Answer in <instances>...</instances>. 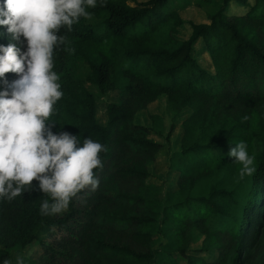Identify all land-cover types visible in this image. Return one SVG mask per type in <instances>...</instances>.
Returning a JSON list of instances; mask_svg holds the SVG:
<instances>
[{"label":"trees","instance_id":"1","mask_svg":"<svg viewBox=\"0 0 264 264\" xmlns=\"http://www.w3.org/2000/svg\"><path fill=\"white\" fill-rule=\"evenodd\" d=\"M228 1L206 12L207 21H190L186 38L170 48L152 34L169 18L180 22L167 0H97L87 9L90 20L61 29L66 45L55 50L53 70L63 96L49 126L81 144L89 137L105 146L103 167L95 170L99 186L50 215L40 212L50 198L39 181L11 201L0 198V264L10 260V247L33 240L42 252L22 256L23 264H179L178 258L180 264H264V0H236L248 6L241 14L227 11ZM198 40L207 65L193 54ZM10 43L27 48L22 36L14 40L0 26V45ZM17 78L6 73L0 91ZM160 92L173 110H189L168 165L192 154L201 168L194 174L172 168L175 186L166 192L176 197L154 210L140 188L154 182L147 163L162 147L151 134H161L159 120L155 114L149 125L131 119ZM241 141L256 168L244 178L242 165L228 155ZM199 179H207L205 194H193ZM162 226L171 227L165 245L172 247L152 262ZM46 234H53L51 241Z\"/></svg>","mask_w":264,"mask_h":264},{"label":"clouds","instance_id":"2","mask_svg":"<svg viewBox=\"0 0 264 264\" xmlns=\"http://www.w3.org/2000/svg\"><path fill=\"white\" fill-rule=\"evenodd\" d=\"M96 7L97 0H3L0 5V26L27 43L26 50L15 43L0 45V80L8 84L9 72L18 77L0 91V198L11 201L39 181L50 198L41 204L44 215L66 211L79 192L99 186L95 170L103 167L105 146L89 137L81 144L78 136L54 134L49 126L63 96L61 77L53 70L55 50L66 45L59 33L71 31L81 17L90 20L87 9ZM228 155L242 165L241 178L256 171L245 142ZM16 264H23L22 256H16Z\"/></svg>","mask_w":264,"mask_h":264},{"label":"rangeland","instance_id":"3","mask_svg":"<svg viewBox=\"0 0 264 264\" xmlns=\"http://www.w3.org/2000/svg\"><path fill=\"white\" fill-rule=\"evenodd\" d=\"M222 0H167V10H174L176 17L179 18L180 22H174L171 18L161 22L152 31L155 39L160 41L165 47H174L182 39L186 38L189 33V22H205L206 12H212L216 10ZM253 0H247L248 4H251ZM227 11L230 13L241 14L248 9L247 5L239 4L236 0H229L227 4ZM202 47L201 41L198 40L195 44L194 55L198 58V61L203 64H208V58L199 51ZM98 97H102L100 94ZM188 108H183L178 111L173 110L169 107L166 99V94L160 92L153 100L147 102L141 109L136 110L131 121L135 124L149 125L151 115H157L159 120L155 125L158 126V133H151L153 138L160 141L162 147L156 152L155 157L147 163V169L151 173L152 186L140 188V192L145 197L151 199V206L154 210L158 209L161 203L164 201L175 199L171 193H167L166 190L174 188L175 186V173L171 170L172 168L182 169L187 173H197L200 171V159L192 154H188L182 157H174L168 165L169 152L177 148L178 138L180 135L181 127L180 121L183 117L188 114ZM96 116L99 122H103L104 115L101 108L97 109ZM156 121V120H155ZM168 128L169 137L163 138ZM170 166V167H168ZM156 178L162 181H156ZM207 179H199L196 182V187L193 194H205L207 190ZM163 227V226H162ZM171 227H163V239L155 243V254L152 260L160 259L166 250L171 249L172 244H166L167 241L172 239ZM44 235V234H43ZM53 234H46L45 239L51 241ZM193 243L197 245L200 240V234L194 230L193 232ZM164 247V249H163ZM10 262L16 264V256H24L27 258L37 257L42 252L41 246L35 240L29 242L25 246L14 245L10 247ZM211 253V252H209ZM179 264L180 260L178 258Z\"/></svg>","mask_w":264,"mask_h":264}]
</instances>
